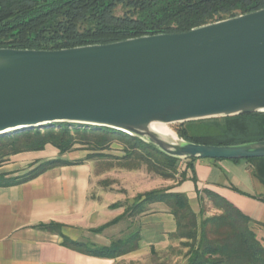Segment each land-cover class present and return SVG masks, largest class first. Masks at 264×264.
Returning a JSON list of instances; mask_svg holds the SVG:
<instances>
[{
	"label": "water",
	"instance_id": "1",
	"mask_svg": "<svg viewBox=\"0 0 264 264\" xmlns=\"http://www.w3.org/2000/svg\"><path fill=\"white\" fill-rule=\"evenodd\" d=\"M247 114H264V8L178 34L0 49V135L69 123L122 132L179 161L264 158V141L199 145L167 129Z\"/></svg>",
	"mask_w": 264,
	"mask_h": 264
},
{
	"label": "trees",
	"instance_id": "2",
	"mask_svg": "<svg viewBox=\"0 0 264 264\" xmlns=\"http://www.w3.org/2000/svg\"><path fill=\"white\" fill-rule=\"evenodd\" d=\"M118 6L124 9L121 16L114 14ZM263 8L264 0H0V49L52 51L178 34ZM176 132L184 140L199 145L230 146L264 141V114L187 122ZM113 141L124 145V155L118 160L126 162L125 168L135 169L145 164L163 179L174 178L179 160L152 145L113 129L69 123L0 135V167L11 157L42 152L46 147L54 148L62 156L81 145L93 157H102ZM256 160L264 161V158L246 161ZM185 161L191 167L195 159ZM67 165L70 163L61 159L34 162L22 175L0 174V187L24 184L46 171ZM181 176L182 181L186 179L185 173ZM205 196L219 211L218 215L204 218L200 213L198 217L184 194L164 189L136 196L123 215L108 225L124 217H137L159 203L166 206L175 220L173 238L188 249L187 264H264V248L256 240L250 220L222 198L210 192ZM42 228L55 232L58 226ZM138 241L135 232L106 248L66 239L63 243L86 255L115 259L134 251Z\"/></svg>",
	"mask_w": 264,
	"mask_h": 264
},
{
	"label": "crops",
	"instance_id": "3",
	"mask_svg": "<svg viewBox=\"0 0 264 264\" xmlns=\"http://www.w3.org/2000/svg\"><path fill=\"white\" fill-rule=\"evenodd\" d=\"M46 150L40 153L44 157L33 162L61 159L70 165L53 168L24 184L0 187V264H148L152 257L159 258L176 246L175 220L166 206L157 203L138 217L135 232L139 241L134 251L109 259L70 249L64 239L106 248L114 241L130 238L133 232L122 220L108 225L123 215L127 201L124 196L119 201L104 202L105 195L118 193L100 188L99 177L89 162L78 163L81 157L69 153L59 156L53 149L48 157ZM185 175L178 184L152 187L139 194L166 188L184 194L199 217L204 201L212 205L205 196L210 192L250 220L255 238L264 248L263 160L198 159L191 167L186 166ZM117 203L121 207H111ZM51 224L58 226L57 231L42 228Z\"/></svg>",
	"mask_w": 264,
	"mask_h": 264
},
{
	"label": "rangeland",
	"instance_id": "4",
	"mask_svg": "<svg viewBox=\"0 0 264 264\" xmlns=\"http://www.w3.org/2000/svg\"><path fill=\"white\" fill-rule=\"evenodd\" d=\"M123 13L124 9L121 6H118L114 10V14L116 16H121L123 15ZM180 125L181 124L168 125L167 129L177 134L176 130L180 128ZM123 148L124 145L121 142L113 141L109 145L108 149L102 152L103 155H105L102 157H93L91 154L92 152L87 150L88 148L81 145H76L74 147V150L69 152V154H72V156H79L82 158V160L76 162L81 163L86 161L90 163L92 171H94V173H96V176L99 177L98 181L100 182L101 189L105 190L110 188L111 193H118L114 195H105V197H103L104 202H112L113 199L119 201L122 200L125 196L127 201V204L125 205L126 209L133 204L135 197L140 195V192H144L145 190L156 186L169 187L172 184H178L182 182L181 175L185 173L187 166V162H185V160L179 161L176 164V172L174 178L163 179L162 177L158 176L153 170L149 169L145 164H140L135 169L125 168L126 162L118 160L119 157H123L124 155ZM52 149L56 151L52 147H47L45 155L49 157L51 155L50 151H53ZM42 152L26 153L11 157L5 165L0 167V174H8L9 176H12L14 174L22 175L23 173L27 172L29 166L34 163L33 160L36 161V158L39 159L40 157H44V154L40 155V153ZM121 195H123V197ZM117 204H120V206L122 205L121 203ZM147 210H149V207L147 208ZM202 212L204 218L219 214L207 201H204L203 203ZM139 216L134 218L124 217L121 220L123 221V224L127 226V229L129 231L135 233ZM182 243L183 242L177 240L176 246L172 250L159 258H157L156 256L152 257L148 264L187 263L188 249L184 247Z\"/></svg>",
	"mask_w": 264,
	"mask_h": 264
},
{
	"label": "bare ground",
	"instance_id": "5",
	"mask_svg": "<svg viewBox=\"0 0 264 264\" xmlns=\"http://www.w3.org/2000/svg\"><path fill=\"white\" fill-rule=\"evenodd\" d=\"M151 129L162 136L174 137V135L169 130H167L164 125L153 124L151 125Z\"/></svg>",
	"mask_w": 264,
	"mask_h": 264
}]
</instances>
